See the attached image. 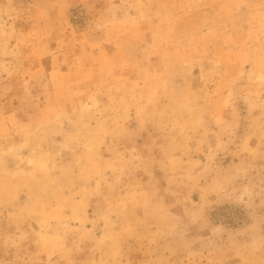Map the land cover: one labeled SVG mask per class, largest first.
I'll return each mask as SVG.
<instances>
[{
  "label": "rangeland",
  "instance_id": "374dc122",
  "mask_svg": "<svg viewBox=\"0 0 264 264\" xmlns=\"http://www.w3.org/2000/svg\"><path fill=\"white\" fill-rule=\"evenodd\" d=\"M0 264H264V0H0Z\"/></svg>",
  "mask_w": 264,
  "mask_h": 264
}]
</instances>
